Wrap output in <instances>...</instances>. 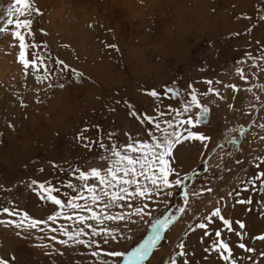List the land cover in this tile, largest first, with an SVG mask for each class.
<instances>
[{"label":"rangeland","instance_id":"1","mask_svg":"<svg viewBox=\"0 0 264 264\" xmlns=\"http://www.w3.org/2000/svg\"><path fill=\"white\" fill-rule=\"evenodd\" d=\"M129 1L33 0L40 15H31L32 34H26L25 42L37 46L26 49L28 59L33 53L43 58L42 64L37 61L36 71L31 67L25 71L18 62L19 41L11 36L17 30L14 24L0 34V210L9 208L15 213L9 216L0 211V220L5 221L0 224V259L9 264H101L105 260L114 264L102 252L92 253L100 249L127 253L153 235L152 224L157 220H171L142 264H169L172 257L176 264H225L216 254L204 251L216 241V231L229 242L237 264H264V243L252 238L264 234V178L255 179L264 173V20L260 19L264 0ZM11 2L0 0V26L6 24ZM24 18L29 17H20L13 9L14 21ZM108 44L117 45L119 51ZM57 61H64L69 69L62 71L64 65ZM73 69L83 75H75ZM153 89L160 93L158 97L146 94ZM193 92L209 110L208 121L189 130L200 133L202 128L210 139L200 157L191 162L179 157L195 153L191 150L200 147L198 141H188L176 151L175 167L181 179L188 178L176 186L174 171L169 176L173 181L167 190L170 196L154 193L151 198L125 201L107 210L113 216H125L123 220H104L103 225L88 221L97 229L111 230L116 241L103 244L101 237H93L85 228L81 239L101 241L99 248L72 241L60 244L59 240L67 239L61 230L84 228L75 217L87 213L67 206L60 209L40 193L38 185L58 189L52 195L66 205L81 194L79 171L105 170L113 159L112 145L119 150L129 143H151V134L161 138L164 130L173 131L169 121L178 125L189 115L195 121L199 111L195 107L177 116ZM175 131L187 134L185 126ZM79 134L87 139L77 141ZM233 138L236 143L231 142ZM173 162L174 157L171 167ZM141 183H145L142 178ZM238 199L251 200V204L241 206L235 203ZM129 202L147 204L149 215H134ZM217 207L223 209L225 218L245 222L243 240L211 217ZM102 208L101 203L95 211ZM57 212L61 215L48 220ZM25 214L42 223L34 229L27 228V221L21 228L6 223H20ZM182 217L184 226L171 230ZM198 223L207 227L196 228ZM233 227L239 230L235 223ZM181 242L184 256L177 255ZM240 242L256 251L244 252L238 247ZM126 260L125 255L120 264Z\"/></svg>","mask_w":264,"mask_h":264},{"label":"snow or ice","instance_id":"2","mask_svg":"<svg viewBox=\"0 0 264 264\" xmlns=\"http://www.w3.org/2000/svg\"><path fill=\"white\" fill-rule=\"evenodd\" d=\"M19 5V7H16ZM15 8V12L19 14L20 17H29L24 19H16L15 21L12 19L13 9ZM40 15V10L37 7H34L33 0H12L7 8V21L4 26H0V34L4 33L8 27V25H13L17 30L11 31V36L14 40L19 41V55L18 62L22 65V68L27 71L30 67L33 71H36L39 67L37 61L39 60L42 64L43 58L39 57L37 54H32V59L27 58L26 49L29 47H37L36 45H28L25 42V36L31 35V25L32 20L30 19L31 15ZM261 20H264V16L260 17ZM91 27V25H89ZM19 29L27 30V32H22ZM251 31V29H249ZM239 35V33H236ZM106 47L110 49H114L119 51L117 45L108 44ZM250 55V54H248ZM58 64L64 65L62 71H67L69 66L65 64L64 61H57ZM255 66V65H254ZM75 75L82 76L83 73H78L76 70H72ZM237 72L241 74L243 78L242 72L240 69H237ZM36 79L39 81L41 77L37 76ZM206 83L211 84L212 81H206ZM52 85L50 84L49 87ZM59 87L63 88L64 85L60 84ZM191 87V86H190ZM229 87H235L233 85H229ZM213 89H209V92H212ZM165 92H174L173 89H165ZM151 97H158L160 93L156 90H150L146 93ZM219 95V93H216ZM23 106V105H22ZM195 107L199 109L196 114L195 121L189 115L187 119H182L178 121V125H173L171 121L168 122V126L173 128L172 132H168L164 130V134L161 138L155 137L154 134L151 138V143H143L136 142L135 144L129 143L123 146L122 149L117 148V146L112 145L110 148L111 156L113 159L109 161L108 167L101 171L99 169H91L89 172L79 171V180L81 181L82 187L78 190L81 194L73 196L71 199L67 201V204L57 196L52 195L53 191H58V189H53L52 187L45 186L44 184H39L38 187L40 189V193L47 196V200L50 201L53 205L58 206L60 209H63L65 206L67 208L73 210H81L87 213V215H76L75 219L78 224L84 225V228H80L78 230H73L72 232L61 230L62 235L66 236L67 239L59 240L58 242L62 245H68L69 241H72L74 244L84 245L85 247L90 246L91 244H95L98 248L100 246L101 241L92 240L90 243L84 239H81L82 236L86 235L84 231L85 228L91 230V235L93 237H101L103 244H108L110 242L116 241L117 236L112 234V231L107 229L106 227H100L97 229L92 224L88 223V221H95L96 224L103 225L104 220L112 221L116 219L123 220L125 216L117 215L113 216L107 210L110 209L113 205L121 206L122 202L125 201H136L138 198H151L154 193L164 192L165 195L170 196L171 191H167L173 186V181L169 179V176L174 173L175 169L169 165V161L174 157L175 150L178 146L188 142V141H200L204 142L209 140L210 138L206 135L200 134L195 131H190L189 128H195L198 125L203 117H206L208 114V109L199 103L197 99V95L193 92L191 93V100L185 104L183 107V112H178L177 116L180 117L183 114L189 113L191 108ZM114 111V109H113ZM131 115L133 117L137 116V113L132 112ZM145 120L149 123H152V118L145 116ZM177 126H185V132L182 134L180 132L175 131ZM8 127H14V125L9 124ZM156 129H160V124H155ZM264 128V125H261ZM84 131H87L85 129ZM240 134L243 135V129L240 130ZM77 141H84L87 138L82 134H79L75 138ZM264 139V137H261ZM232 143H236L235 138L231 141ZM90 145L86 144L85 147H89ZM100 147L105 148L104 144H100ZM222 147V146H221ZM142 149V152L139 155H133V153H137ZM237 163H240L237 161ZM153 165H156L153 168ZM158 169V172H157ZM176 179L174 184L176 186H180L183 180H186L188 177L184 176L183 179L180 178V173L175 172ZM141 178L145 183H141ZM264 178V173H261L259 176L255 177L256 180H261ZM90 180H94V183H89ZM251 183V181H249ZM32 184H37L36 181H32ZM149 184L151 187H149ZM67 187L72 188L71 184L67 185ZM207 191H211L208 189ZM86 193V194H85ZM44 195L41 198H44ZM233 193H229L231 197ZM83 200V203H78L77 201ZM103 204V208L100 211H95V208L99 204ZM236 204L241 206L251 204V200L247 199H238L235 201ZM127 207H134V215L143 217L145 215H149L146 211L148 208L147 204H143L142 206H134L133 203L129 202ZM247 210V209H245ZM3 213L8 214L9 216L14 215V211L9 208H3ZM180 211H184L181 209ZM223 209L221 207L215 208L211 212V217L218 218L228 232H232L243 240V236L246 234V224L243 220L236 219L235 221L229 220L225 218L222 214ZM61 213L57 212L55 216L50 215L48 220L54 221L57 216H60ZM65 219H72L71 216H65ZM205 220L208 219L206 216ZM27 221V228L34 229L42 221L30 219L26 214L21 217L20 223H15L12 220L7 221L8 225H14L16 228H21L24 222ZM5 221L0 220V224H4ZM171 223V220L159 221L157 220L154 224H152L153 235L150 236L144 243L140 244L138 247L133 248L131 251L127 253L117 251V250H109L104 251L100 249L99 252L94 251L92 253L93 256L100 255L101 252L104 256L112 258L114 264H120V261L126 255L127 260L125 264H142L143 259L148 255L151 248L155 247L156 241L159 239L160 232L165 230L166 227ZM233 223L238 225V229L233 227ZM196 228L205 229L207 225L205 223H198ZM17 235H21L20 232H17ZM209 233L207 231L204 232V236H208ZM215 236L217 237L216 241L213 243L211 247H206L204 251L206 253H214L219 259L223 260L225 264H237L235 257L233 256V250L230 247L229 242L225 241L221 238V231H216ZM121 239H126L127 237H120ZM256 241L264 243V234L256 235L252 237ZM53 239H55L53 237ZM238 247L246 253L255 252L256 249L248 246L244 242H240ZM177 248L181 251H178L177 255L184 256L186 255L185 251H182L185 248L183 242L177 245ZM264 256V253H261ZM14 259V257H13ZM0 264H9L8 261L0 259ZM101 264H108V262L102 261ZM169 264H176L175 257H172L169 261ZM184 264H188L187 261Z\"/></svg>","mask_w":264,"mask_h":264},{"label":"crops","instance_id":"3","mask_svg":"<svg viewBox=\"0 0 264 264\" xmlns=\"http://www.w3.org/2000/svg\"><path fill=\"white\" fill-rule=\"evenodd\" d=\"M202 131H203V129L201 128V129H200V133H201V134H203ZM207 136H208V135H207ZM209 137H210V136H209ZM198 142H199V144H200V147H199V146H196V147H194V148L191 150V151H193V152H195V153L184 154V155L180 156L179 159L181 158V160L184 161V162H186V163L198 159V158L200 157V155L203 153V148H204L205 146H207V145H206V141H205V142H200V141H198ZM183 145L186 146L187 144L184 143V144L178 146L177 149L175 150V154H174V162H173V164H172V167L175 169V172H180L179 168H178V167H177V168L175 167L176 162H178V161H176V159H175L176 151L178 150V148H180V147L183 146ZM243 150H244L245 155H246V145H245V147H244ZM179 163H180V160H179ZM197 163H198V162H196L193 166H191V168H189L188 171L192 170V169L194 168V166H195ZM174 175H175V174H174ZM184 217H185V216H184ZM184 217H182V218L179 220V222H178V223H177V224H176L171 230H174L175 228H178L179 225H180V226H184V224H185V222H186V220H183V221H182V219H183ZM195 232H196V231H195Z\"/></svg>","mask_w":264,"mask_h":264},{"label":"bare ground","instance_id":"4","mask_svg":"<svg viewBox=\"0 0 264 264\" xmlns=\"http://www.w3.org/2000/svg\"><path fill=\"white\" fill-rule=\"evenodd\" d=\"M87 0H85V2H86ZM115 1L116 0H108V2H110L111 4H113V3H115ZM45 1H42V3H44ZM84 2V1H83ZM128 2H130L129 0H128ZM125 5L128 7V3H125ZM128 9V8H127ZM118 18L120 17V15H116ZM112 18V17H111ZM117 20V19H116ZM100 25V24H99ZM144 36V35H143ZM219 97V96H218ZM181 153H183L182 151H181ZM185 154V153H184ZM186 163V162H185Z\"/></svg>","mask_w":264,"mask_h":264},{"label":"water","instance_id":"5","mask_svg":"<svg viewBox=\"0 0 264 264\" xmlns=\"http://www.w3.org/2000/svg\"><path fill=\"white\" fill-rule=\"evenodd\" d=\"M206 108H207V107H206ZM207 121H208V114H207L206 117H203V118H202L201 122L204 123V122H207Z\"/></svg>","mask_w":264,"mask_h":264}]
</instances>
